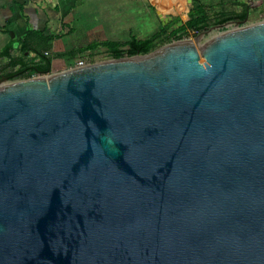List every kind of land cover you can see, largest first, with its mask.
<instances>
[{"label": "water", "instance_id": "water-1", "mask_svg": "<svg viewBox=\"0 0 264 264\" xmlns=\"http://www.w3.org/2000/svg\"><path fill=\"white\" fill-rule=\"evenodd\" d=\"M244 22L0 77V264H264V20Z\"/></svg>", "mask_w": 264, "mask_h": 264}, {"label": "rangeland", "instance_id": "rangeland-1", "mask_svg": "<svg viewBox=\"0 0 264 264\" xmlns=\"http://www.w3.org/2000/svg\"><path fill=\"white\" fill-rule=\"evenodd\" d=\"M195 1L204 7V13L208 17L207 28L200 31H179L180 39L193 40L197 34L207 32L199 40V44H202L219 33L231 29L235 23L233 20L224 24L219 21L239 13L242 8L238 4L248 5L247 18L242 25L264 20L262 0ZM168 5L160 6L152 0H76V4L66 10L56 7V51L51 49L48 52L52 64L50 72L46 75L73 68L79 62L85 65L111 60L109 53L103 47L82 52L73 58L65 55L69 51L84 49L93 43L126 42L130 37L145 40L156 32L165 31L155 41L154 50L169 44L174 40H164L166 34L183 26L188 20L189 10L196 4H193L192 0H184L181 9L176 4ZM167 26L169 28L166 30ZM14 53L18 57L27 56L35 59L34 54L30 52ZM16 80L18 79L11 81Z\"/></svg>", "mask_w": 264, "mask_h": 264}, {"label": "trees", "instance_id": "trees-1", "mask_svg": "<svg viewBox=\"0 0 264 264\" xmlns=\"http://www.w3.org/2000/svg\"><path fill=\"white\" fill-rule=\"evenodd\" d=\"M264 3V0L261 1ZM193 4H196L188 12V20L183 26L166 34L164 40L173 39L176 33L179 31H200L207 28L208 17L204 13V7L197 4L195 0H192ZM261 3V4H262ZM242 9L239 13L233 14L230 17L221 19V24L226 23L229 20H233L235 23H242L247 18L248 5L238 4ZM169 26L165 29L167 30ZM165 31L156 32L150 38L145 40H137L134 37H130L126 42H97L88 45L84 49H78L67 52L65 55L69 58L75 57L85 51L94 50L99 47H103L109 53L111 59H120L126 57H132L136 55H143L151 52L156 47L155 41L164 34ZM53 36H44L42 33L36 31H29L24 38L18 39V41H9L3 49L0 51V56L7 57L9 59L8 66L15 71H11L8 75H5L9 79H29L36 75H46L50 72L51 57L48 52L51 49L50 42L54 40ZM19 45V52H30L34 54L35 59H27L24 57L13 58L11 57V51L13 50V44ZM37 61L35 62L34 60Z\"/></svg>", "mask_w": 264, "mask_h": 264}, {"label": "crops", "instance_id": "crops-1", "mask_svg": "<svg viewBox=\"0 0 264 264\" xmlns=\"http://www.w3.org/2000/svg\"><path fill=\"white\" fill-rule=\"evenodd\" d=\"M75 4L76 0H0V51L9 41H18L29 31L55 37L56 7L66 10ZM55 42L56 39L52 40L50 45L56 51ZM12 49L11 57L18 58L14 52H19V45L13 44ZM24 58L31 59L27 56ZM8 63L7 57L0 56V77H6L5 75L17 69L15 67L12 70Z\"/></svg>", "mask_w": 264, "mask_h": 264}, {"label": "bare ground", "instance_id": "bare-ground-1", "mask_svg": "<svg viewBox=\"0 0 264 264\" xmlns=\"http://www.w3.org/2000/svg\"><path fill=\"white\" fill-rule=\"evenodd\" d=\"M152 1H154L155 3H157V4H159L160 6H166V4L168 5V4H176V5H178V8H183V1L184 0H152ZM169 6V5H168ZM167 6V7H168Z\"/></svg>", "mask_w": 264, "mask_h": 264}, {"label": "built area", "instance_id": "built-area-1", "mask_svg": "<svg viewBox=\"0 0 264 264\" xmlns=\"http://www.w3.org/2000/svg\"><path fill=\"white\" fill-rule=\"evenodd\" d=\"M180 38H181V35L179 33H176L175 36L173 37V40L178 41ZM180 40H184V39H180ZM82 65L84 64L82 62H79L77 66H82Z\"/></svg>", "mask_w": 264, "mask_h": 264}, {"label": "flooded vegetation", "instance_id": "flooded-vegetation-1", "mask_svg": "<svg viewBox=\"0 0 264 264\" xmlns=\"http://www.w3.org/2000/svg\"><path fill=\"white\" fill-rule=\"evenodd\" d=\"M1 77H3V76H1Z\"/></svg>", "mask_w": 264, "mask_h": 264}]
</instances>
